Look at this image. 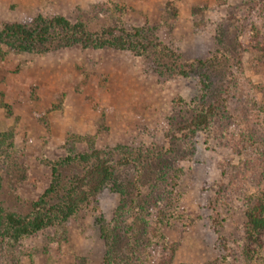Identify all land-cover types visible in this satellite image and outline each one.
I'll use <instances>...</instances> for the list:
<instances>
[{"label":"rangeland","instance_id":"374dc122","mask_svg":"<svg viewBox=\"0 0 264 264\" xmlns=\"http://www.w3.org/2000/svg\"><path fill=\"white\" fill-rule=\"evenodd\" d=\"M56 17L27 50L2 34ZM0 50V215L33 214L51 186L60 204L83 155L114 166L67 220L16 237L2 218L0 264H264L247 233L264 194V0H0Z\"/></svg>","mask_w":264,"mask_h":264},{"label":"trees","instance_id":"16d2710c","mask_svg":"<svg viewBox=\"0 0 264 264\" xmlns=\"http://www.w3.org/2000/svg\"><path fill=\"white\" fill-rule=\"evenodd\" d=\"M62 23H64L65 26L68 24L64 18L56 17L46 21V23H43L41 26L38 25L28 28L22 22L16 21L6 24L2 29V34L6 37L15 38L20 43L18 48L27 50L36 42L47 41L53 36L54 27ZM78 28L77 26L73 28V33L77 40L84 39L87 42L92 41L97 47L107 44L119 45L120 47L125 46L123 41L120 42V44L115 42L117 38L114 29H105L100 35L97 34L98 38L95 40L94 37L87 34L84 29L79 31ZM91 155L95 156L94 162L91 163L89 169L83 176H78L70 180L68 186H66V190H63L60 204L55 203L50 206L52 197L50 194L57 192L59 189L55 186H51V188L46 190L43 197L35 203V211L33 214L25 218H21V216L18 218L13 213H7L5 216L0 215V220L6 218L11 229H14L13 232L16 237H21V235L31 234L42 229L52 222V217L60 220H67L72 217L81 205L88 200L87 197L89 194L97 193L114 176L113 164L108 163L105 158L100 157L97 151H93L90 155H83V159L88 160ZM247 216L248 236L258 235L259 242L264 245V194L257 199L255 208L249 211Z\"/></svg>","mask_w":264,"mask_h":264},{"label":"crops","instance_id":"0c3cea01","mask_svg":"<svg viewBox=\"0 0 264 264\" xmlns=\"http://www.w3.org/2000/svg\"><path fill=\"white\" fill-rule=\"evenodd\" d=\"M3 118H5V117H3Z\"/></svg>","mask_w":264,"mask_h":264}]
</instances>
